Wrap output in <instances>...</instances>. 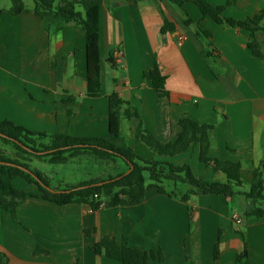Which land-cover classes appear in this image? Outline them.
<instances>
[{"label":"crops","instance_id":"0c3cea01","mask_svg":"<svg viewBox=\"0 0 264 264\" xmlns=\"http://www.w3.org/2000/svg\"><path fill=\"white\" fill-rule=\"evenodd\" d=\"M206 1L224 7L223 16L238 21L264 11V0ZM27 8L32 10L34 4ZM166 20L175 25L174 32L163 34ZM201 31L211 38H195ZM100 39L102 87L95 98L87 95V43L81 26L70 23L46 30L32 12L4 15L0 122L52 136L109 137V97L117 93L163 144L176 141L183 118L214 125L210 156L241 163L248 191L254 170L264 162V33H256L262 54L256 57L248 46L249 31L204 18L193 0H105ZM201 49L211 57L206 59ZM155 65L166 77L164 95L146 76ZM121 133L136 152L147 154L146 159L183 165L192 154L201 169L199 175L191 165L198 178L226 181L224 174L199 161L198 147L163 158L137 139L134 120L122 117ZM108 164L119 168L117 161ZM108 176L117 175L104 173L89 180ZM13 183L18 190L39 193L23 178ZM188 190L167 189L173 196L150 190L138 206L99 211L28 198L18 206L16 217L0 208V253L6 264H121L91 249L110 237L119 245L161 251L163 261L150 264H264V216L247 218L243 195L199 192L183 202Z\"/></svg>","mask_w":264,"mask_h":264},{"label":"trees","instance_id":"16d2710c","mask_svg":"<svg viewBox=\"0 0 264 264\" xmlns=\"http://www.w3.org/2000/svg\"><path fill=\"white\" fill-rule=\"evenodd\" d=\"M105 0H34V8L29 10L23 0H11L10 9H0V20L6 14L18 16L25 12H32L38 17L46 30L60 29L66 24L74 23L82 27L87 43V95L100 97L101 95V39H100V8ZM180 7L185 3L175 2ZM201 10L204 18L210 17L216 23L226 24L232 28H241L250 32V50L256 57H262L257 32L264 33L260 24L264 18V11L246 21H238L223 16L225 8L213 6L206 0H193ZM192 21H186L191 25ZM175 25L168 20L162 28L163 34L174 32ZM209 32H198L195 38H211ZM202 55L209 59L211 53L201 49ZM109 63L115 66L112 58ZM154 88L162 95L165 92L166 77L157 65L146 74ZM129 103L117 93L109 97V137L76 138L72 136H56L47 133H35L18 126L11 121L0 122V140L11 145L17 153L16 158H10L0 151V162L14 164H0V208L16 217L20 204L28 198L42 199L59 206L81 204L89 206L93 211L103 208L133 207L142 204L150 190L173 196L164 186L166 181L184 183L190 186L182 197L187 202L192 195L201 192L204 195L217 194L228 198L243 195L247 201L245 216L260 219L264 216V162L260 168L254 170L253 182L248 191H244L241 177L242 164L222 161L210 156L212 147V124H200L191 118L180 121L181 132L176 141L168 144L161 143L143 124L137 112L129 109ZM122 117L136 122L137 139L151 152L159 157L173 158L187 153L198 147L199 161L214 173H222L225 182L209 181L198 178L189 164L175 165L168 161L149 160L136 153L121 133ZM49 140L48 143L44 141ZM28 156L39 161L47 160L51 165L68 164L83 156L95 158L98 161L110 163L117 159L127 166L129 174L120 173L117 176L91 179L66 188H54L50 179L37 170H33L26 161ZM25 168L29 172L21 169ZM148 174V179L146 177ZM23 178L30 184H35L39 193L26 192L14 187V180ZM148 180L150 183H148ZM101 184V185H99ZM52 188L59 193H52ZM71 191V192H68ZM221 237H219L220 240ZM96 255L105 256L121 264H150L151 260L163 261V254L145 251L119 245L114 238L105 237L92 246ZM218 244L215 248L217 258ZM7 258L0 253V264H6Z\"/></svg>","mask_w":264,"mask_h":264},{"label":"rangeland","instance_id":"374dc122","mask_svg":"<svg viewBox=\"0 0 264 264\" xmlns=\"http://www.w3.org/2000/svg\"><path fill=\"white\" fill-rule=\"evenodd\" d=\"M27 4V6L33 5L34 0H24ZM12 6L11 0H0V9H10ZM49 140L44 141V143H48ZM0 151L4 152V155L10 158H16L17 153L16 150L11 145H6L0 140ZM141 152V151H140ZM144 158H147L146 153H139ZM192 154H188L187 160L188 164L191 166L194 163V168L196 170V173L201 174V169L196 163L197 160L195 157L193 158ZM27 164L33 169L41 172L45 176H47L50 179V183L54 188H66L68 186H71V184H75L80 182L81 180H89L90 178H95L99 175H102L104 173L106 174H112V175H118V169H122L123 173L128 172L125 164L122 162V160L117 159V163L119 165V168H116V165L114 164H108L102 161H98L95 158H79L74 159L68 164L64 165H51L47 162V160L39 161L35 158L28 156ZM151 160V159H149ZM159 160V161H163ZM192 167V166H191ZM192 167V169H193ZM120 174V173H119ZM146 177L148 179V174H146ZM224 179H226L225 175L223 176ZM225 182V181H224ZM148 183L150 181L148 180ZM164 186L168 190H178L179 192H185L190 188L188 184L184 183H173L170 181H166L164 183ZM246 189V188H245ZM244 190V189H242ZM245 191V190H244Z\"/></svg>","mask_w":264,"mask_h":264},{"label":"water","instance_id":"95a60500","mask_svg":"<svg viewBox=\"0 0 264 264\" xmlns=\"http://www.w3.org/2000/svg\"><path fill=\"white\" fill-rule=\"evenodd\" d=\"M0 164H7V165H10V166H16V165H14V164L4 163V162H0ZM20 168L23 169V170H25V171H27V172H29V170H27V169H25V168H22V167H20ZM131 170H132V169H131ZM131 170L128 171L126 174H129V173L131 172ZM99 185H101V184H99ZM48 190L51 191L52 193H59V192H60V191H55V190H53L52 188H48ZM68 192H71V191H68Z\"/></svg>","mask_w":264,"mask_h":264},{"label":"built area","instance_id":"2783aa9c","mask_svg":"<svg viewBox=\"0 0 264 264\" xmlns=\"http://www.w3.org/2000/svg\"><path fill=\"white\" fill-rule=\"evenodd\" d=\"M183 40H184V37H181V38H180V40H179V44H181ZM234 219H236V220H237L238 218H237V217H235Z\"/></svg>","mask_w":264,"mask_h":264}]
</instances>
